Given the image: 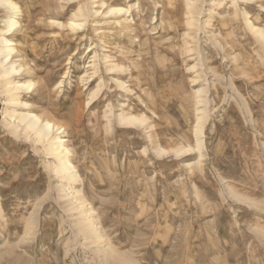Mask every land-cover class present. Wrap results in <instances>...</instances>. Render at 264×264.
<instances>
[{
    "label": "rangeland",
    "instance_id": "rangeland-1",
    "mask_svg": "<svg viewBox=\"0 0 264 264\" xmlns=\"http://www.w3.org/2000/svg\"><path fill=\"white\" fill-rule=\"evenodd\" d=\"M11 1L0 264H264V0Z\"/></svg>",
    "mask_w": 264,
    "mask_h": 264
},
{
    "label": "bare ground",
    "instance_id": "bare-ground-1",
    "mask_svg": "<svg viewBox=\"0 0 264 264\" xmlns=\"http://www.w3.org/2000/svg\"><path fill=\"white\" fill-rule=\"evenodd\" d=\"M0 4H3L10 8V10H18L19 7L16 3H14L11 0H0ZM1 5V6H3ZM116 8L112 7L110 8V12L115 13ZM118 11H124V9L118 10ZM116 10V12H118ZM11 12V11H10ZM120 13V12H119ZM193 22V20H191ZM190 21V22H191ZM17 22L12 19L9 23L8 30L6 33H9L12 28L16 26ZM75 26H80L78 23H74ZM0 43L4 45V47L0 50V53L4 55V60H0V66L2 68L1 75L3 78H6V86L9 91H22V90H29L32 87V83L25 84L21 83L17 80V78H14V76L20 71L17 65L12 64L10 67H6L9 62L12 60V54L15 50L13 47V41L8 40L7 38H3ZM21 72V71H20ZM13 103H19V98L16 97L13 100ZM20 122L25 123L27 131H34L35 134L38 136L40 141L46 140L48 142V154L54 156L58 161L57 166V174L61 175L63 179L67 181H73L76 182L79 177L77 173L75 172V167L71 163L69 159L70 152L69 149L65 146V141L62 140V138L59 137L61 128L58 126L52 124L48 121H43L41 117H39L36 114L33 113H27V114H19L18 116ZM123 124L126 126H133L138 123V119L134 117H128L126 119H122ZM202 119L199 121L198 129L201 131L202 127L200 125ZM143 123V121H141ZM55 136L53 137V135ZM49 139V140H47ZM203 143L200 142V147H202ZM75 194H79L78 191L74 192ZM79 200V199H78ZM80 201V200H79ZM78 201V202H79ZM80 205H84V203H80ZM93 224V223H91ZM87 226V225H86ZM92 226V225H91ZM89 227V225H88ZM92 228V227H91ZM90 229V228H89ZM89 231V230H88ZM97 240V239H96ZM96 243V242H95ZM98 243V242H97ZM113 254V253H112ZM111 256V255H110Z\"/></svg>",
    "mask_w": 264,
    "mask_h": 264
}]
</instances>
